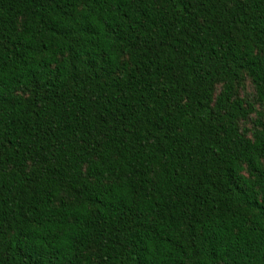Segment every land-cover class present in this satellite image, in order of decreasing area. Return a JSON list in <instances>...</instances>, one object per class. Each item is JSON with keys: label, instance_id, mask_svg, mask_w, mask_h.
Returning <instances> with one entry per match:
<instances>
[{"label": "trees", "instance_id": "1", "mask_svg": "<svg viewBox=\"0 0 264 264\" xmlns=\"http://www.w3.org/2000/svg\"><path fill=\"white\" fill-rule=\"evenodd\" d=\"M0 264H264V0H0Z\"/></svg>", "mask_w": 264, "mask_h": 264}]
</instances>
